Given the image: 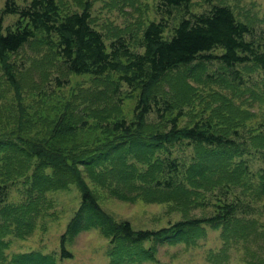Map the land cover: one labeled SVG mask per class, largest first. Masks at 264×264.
<instances>
[{
  "label": "trees",
  "instance_id": "obj_1",
  "mask_svg": "<svg viewBox=\"0 0 264 264\" xmlns=\"http://www.w3.org/2000/svg\"><path fill=\"white\" fill-rule=\"evenodd\" d=\"M192 1L158 0L159 20L146 25L138 42L141 51L137 52L131 50L124 35L105 43L103 33L92 23L90 0H78L75 10L65 9L57 0H25L23 4L4 1L0 9V62L10 81L15 82L6 62L7 56L26 45L45 46L58 66L69 74L98 79L124 69L126 73L119 76L120 82L140 89V121L155 109L166 125L165 130L149 132L147 136L136 130L140 137L136 138L131 122L116 117L115 111L110 114L104 110L106 108L87 107L77 109L75 114L71 109L67 113L60 109L59 115L52 118L47 112L38 110L31 114L30 120L21 117L11 130L12 135L20 134L14 138H0V262L57 264L56 255L52 253L31 251L8 256L4 251L9 240L5 237L12 232L17 237L28 234L32 223L24 220L30 219V209L44 193L66 189L72 183L78 186L81 200L60 237V259L72 257L65 242L91 228H98L109 238L108 264L154 261L160 245L193 244L203 234L204 225H222L227 229L235 209L233 204H223L216 215L208 218H187L156 229H135L127 220L115 221L101 208L83 175L101 170L99 181L104 184L108 179H130L135 166L128 161V156H135L149 162L153 187L174 194L182 189L184 175L188 180L195 174L202 175L207 158L216 161L221 170L225 161L241 156L248 149L245 140H237L240 138L237 130L233 131L234 137L229 136L226 130L213 128L209 120L179 126L182 112L173 115L174 103L153 93V86L170 72L192 64L216 63L227 77L238 83H242V76L237 66L252 64L264 72V33L256 39L253 28L238 20L232 8L224 3L211 4L208 9L196 13L190 10ZM177 11L181 16L166 38L165 29ZM9 15L16 20L4 26V19ZM46 56L43 59L48 58ZM222 77L227 78L224 74ZM68 85L67 78L55 75L51 83L40 86L38 104H43L49 96L62 94L61 90ZM118 90L115 86L112 94ZM95 97V94L90 95L88 99ZM67 107L65 104L64 108ZM90 118L94 120L91 124L88 123ZM31 129L33 132L38 129L37 132L44 135H32ZM83 130H91V137L84 141L80 139ZM176 144L193 146L200 160L196 157L192 165L185 166L179 156L172 154L171 145ZM144 150L146 154L155 150L163 153L150 162ZM154 170L158 175H152ZM20 182L21 200L14 204L8 201V196ZM260 190L264 194V185ZM22 224L26 229L20 228Z\"/></svg>",
  "mask_w": 264,
  "mask_h": 264
},
{
  "label": "rangeland",
  "instance_id": "obj_2",
  "mask_svg": "<svg viewBox=\"0 0 264 264\" xmlns=\"http://www.w3.org/2000/svg\"><path fill=\"white\" fill-rule=\"evenodd\" d=\"M4 1L0 0V9ZM15 1L23 4L25 0ZM57 1L65 9H78V0ZM90 1L92 23L103 33L105 43L124 35L133 52L141 51L138 42L146 25L159 20L158 0ZM218 3L230 6L238 20L253 28L256 39L263 35L264 0H193L190 10L199 13ZM180 16L181 12L177 11L174 20H169L164 32L166 38L171 35ZM15 20V16H6L3 25H11ZM45 55L48 58L43 59ZM6 62L15 82L10 81L4 64L0 62V138L19 135H12L11 130L21 117L30 120L35 111L47 112L52 118L59 115L60 109L66 113L71 109L75 114L77 109L87 107L106 108L104 110L110 114L115 111L116 117L131 122L135 135L138 134L136 130L144 136L165 130L166 122L159 118L155 109L140 121V89L129 88L120 82L119 76L126 73L124 69L98 79L90 75L69 74L58 66L45 46L35 45H26L19 52L8 55ZM237 68L242 83L227 77L220 65L207 63L172 71L152 88L154 94L174 103L173 115L182 112L178 119L181 127L209 120L213 128L226 130L229 136L234 137L233 131L237 130L240 135L237 140H245L248 149L229 162L223 161L221 170L216 161L207 158L202 175L195 174L191 180L184 175L182 189L174 194L153 187L149 162L140 161L135 156H128V161L135 166L132 177L108 179L106 183L110 186L99 181L101 170L89 176L83 174L101 208L115 221L127 220L135 229H156L177 220L208 218L216 215L223 204L235 206L227 229L222 225H204V232L195 243L163 244L158 247L154 261L130 264H264V194L260 190L264 185V72L252 64ZM55 75L67 78L69 85L61 90L62 94L49 96L43 104H38L40 86L51 83ZM115 86L119 90L112 94ZM94 94L96 99H88ZM65 104L68 109L64 108ZM93 122V118L88 120L89 124ZM37 130L33 132L31 129L32 135H44ZM90 137L91 130H83L80 135L82 141ZM254 144L258 147H253ZM171 151L185 166L192 165L194 159L199 158L193 146L171 145ZM161 153L162 150H155L146 155L153 162ZM236 164L245 166V169L236 167ZM142 172L147 175L138 176ZM152 175L156 176L158 172L154 170ZM18 188H22L21 182L8 196V201L14 204L21 200ZM80 200V190L74 183L66 189L44 193L28 212L30 219L24 220H31V231L21 237L15 236V232L8 234L5 240H9V246L5 254L39 251L55 254L57 264H108L109 238L98 228L82 231L67 240L64 246L72 257L60 259V237ZM20 228L26 229L24 224Z\"/></svg>",
  "mask_w": 264,
  "mask_h": 264
}]
</instances>
